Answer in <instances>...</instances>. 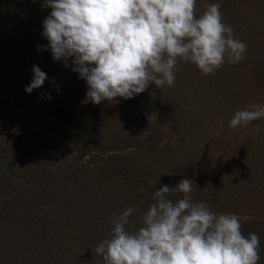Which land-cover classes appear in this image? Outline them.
I'll return each mask as SVG.
<instances>
[{
  "label": "trees",
  "instance_id": "trees-1",
  "mask_svg": "<svg viewBox=\"0 0 264 264\" xmlns=\"http://www.w3.org/2000/svg\"><path fill=\"white\" fill-rule=\"evenodd\" d=\"M205 2L247 45L242 61L204 75L178 60L172 86L94 104L72 59L51 54L43 0H0V264H104L112 220L131 206L137 230L154 192L185 178L193 202L258 235L264 264V118L228 135L215 121L264 104V0H196L197 16ZM33 65L47 78L29 93Z\"/></svg>",
  "mask_w": 264,
  "mask_h": 264
},
{
  "label": "clouds",
  "instance_id": "clouds-1",
  "mask_svg": "<svg viewBox=\"0 0 264 264\" xmlns=\"http://www.w3.org/2000/svg\"><path fill=\"white\" fill-rule=\"evenodd\" d=\"M51 9L42 35L54 60L72 59V71L86 80L82 103L133 98L151 84L162 89L175 82L178 60L194 63L204 75L224 63L244 59L247 45L223 22L220 3H204L197 16L196 0H43ZM38 48L43 46L37 45ZM47 74L33 65L25 91L43 85ZM264 118V104L237 110L229 127L247 126ZM257 134L260 126L253 129ZM174 191L182 198L168 197ZM192 180L163 185L155 203L141 213L142 226L127 230L131 206L112 220V234L94 249L104 264H258L260 241L245 236L235 213H213L193 202Z\"/></svg>",
  "mask_w": 264,
  "mask_h": 264
},
{
  "label": "rangeland",
  "instance_id": "rangeland-1",
  "mask_svg": "<svg viewBox=\"0 0 264 264\" xmlns=\"http://www.w3.org/2000/svg\"><path fill=\"white\" fill-rule=\"evenodd\" d=\"M221 108H223V110H222V111H217V115H216V117H215V121H216V122H219V124H220V129H219L218 132H219L220 134L224 133V134L228 135V134H229V130H225V128H224L225 123L230 121V119L225 118V115H224L225 110H226V111H228V110L225 109L224 106H221ZM224 109H225V110H224ZM231 117H233V116H231ZM208 150H210V146L208 147ZM211 150H212V149H211ZM211 150H210V151H211Z\"/></svg>",
  "mask_w": 264,
  "mask_h": 264
}]
</instances>
